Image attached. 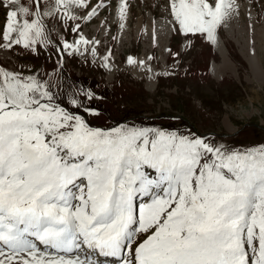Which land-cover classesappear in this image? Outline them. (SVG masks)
Returning <instances> with one entry per match:
<instances>
[{"label": "snow or ice", "instance_id": "6c2138e0", "mask_svg": "<svg viewBox=\"0 0 264 264\" xmlns=\"http://www.w3.org/2000/svg\"><path fill=\"white\" fill-rule=\"evenodd\" d=\"M82 3L56 0L52 11L68 16ZM233 4L170 0V9L181 31L215 40ZM125 8L122 0L121 19ZM28 13L7 12V47L42 38L39 12ZM0 76V264H99L93 252L131 264L123 249L136 232L150 234L134 264H264V148L225 152L176 132L91 128L35 78ZM39 245L78 254L47 259Z\"/></svg>", "mask_w": 264, "mask_h": 264}, {"label": "rangeland", "instance_id": "374dc122", "mask_svg": "<svg viewBox=\"0 0 264 264\" xmlns=\"http://www.w3.org/2000/svg\"><path fill=\"white\" fill-rule=\"evenodd\" d=\"M8 1L0 0V69L19 74L22 79L35 78L50 93H67L66 103L52 104L79 115L89 127L109 130L137 128L148 123L144 129L162 130L161 124L172 123L174 132L200 138L214 148L220 144L225 152L244 153L264 148V0H234L235 11L224 20L230 34L223 23L217 26L235 71L234 76L227 71L219 80L209 71L211 61L220 62L219 53L206 34L180 30L170 0H123L126 4L123 19L114 11L117 0H83L69 10L68 16L62 10L52 11L56 0H39L38 9L36 0H18L19 7L29 9L28 20L37 11L51 14L37 15L43 25V36L35 44L29 47L13 44L11 48L3 39ZM147 16L151 20H174L173 35L164 52V68L158 72L152 90L145 85V70L138 77L127 64L128 58L140 55L147 44L142 30L136 34L133 29L138 17L145 20ZM122 20L130 26L125 31V40L118 37ZM76 25L79 28L73 31ZM78 32H83V38L88 41L81 42L82 52L97 40L96 58L90 55L80 58L74 51L63 50V44ZM151 44L146 47L150 61L161 69L159 51L153 40ZM248 50L256 55L258 68H252L243 56ZM107 57L117 65L110 72L103 63ZM75 73L83 77L78 78ZM77 80L81 88L76 85ZM226 121L232 130L226 127ZM135 202L141 203L142 198ZM149 234L136 232L130 249H124V258L130 262L133 259L131 264H134L135 247Z\"/></svg>", "mask_w": 264, "mask_h": 264}, {"label": "bare ground", "instance_id": "6f19581e", "mask_svg": "<svg viewBox=\"0 0 264 264\" xmlns=\"http://www.w3.org/2000/svg\"><path fill=\"white\" fill-rule=\"evenodd\" d=\"M118 5L115 7V12H119V7L122 3V0H117ZM124 3V1H123ZM73 6H70V11L71 9H73ZM6 7L9 10H17L19 9V5L18 3H14V4H9V1L6 2ZM56 7V4L55 6ZM126 17V16H125ZM143 17H138L136 22L133 25V29L135 31V33L137 34L138 32H140L139 30H142V34H143V39L146 38L147 40V44L144 45V49L142 51V53L136 57H133V61L134 63H127L129 65V69L130 71L135 74L136 76L140 77L142 76V72L143 70H145V72L147 73L146 75V81H145V85L148 89L152 90V87L154 85V81L155 78L157 77L158 72H161L164 68V63H165V55L164 52H167V46L169 43V38L172 37V32L174 30V27L172 26V23L174 20L170 21V20H166L164 18H159V19H150L149 16L146 17L145 20H143ZM226 20V19H224ZM145 21V22H144ZM223 25H226V22L223 21L222 22ZM129 26L127 24V21L122 20L120 22V30L118 32V37L121 40H125L127 38L125 31L129 30ZM227 28H225L227 31V34H230V30L228 28V25H226ZM105 30H102V33H104ZM154 35V37H153ZM84 37L83 32H78L76 34V36L71 39L69 42H67V44L70 46L68 48H65V50H70V51H74L75 53H77L79 55L80 58H83L85 55H90L93 58L97 57V45L98 42L97 40H94L93 42L89 43V49L86 51L81 50V43L77 44V40H79L81 37ZM152 36V38H151ZM214 36H215V40H209V43L212 44V46L215 48V50L219 53L220 55V62L216 63L214 61H212L210 64V74L212 75V77L216 78L217 80H219L222 75L224 73H226L227 71L230 72V74H232L233 76L235 75V71L233 68V64L230 62V60L228 59L227 55H226V49L224 48L222 41L217 33V31L215 30L214 32ZM155 42V45L159 51V58L158 61L161 63V69H157L154 65H152L151 61H150V56L148 51L146 50L147 48H149L150 46H152L151 41ZM95 45V47H93ZM99 46V45H98ZM147 47V48H146ZM152 48V47H151ZM1 54V51H0ZM106 55V53H104ZM243 56L246 58L247 62L249 64H251L252 68H258V62H257V58L254 56L253 51L248 50L246 53H242ZM143 61V64H141L140 62ZM104 65L106 67V70L108 72L113 71L114 69H116L117 65L115 63L112 62V60L110 58H106V60H104ZM5 71L0 69V73H4ZM254 72V71H253ZM255 73V72H254ZM109 73H107V78ZM111 75V73H110ZM112 76H110L111 79ZM0 79L2 81V76H0ZM225 125L227 128H230V124L226 121ZM231 129V128H230ZM232 130V129H231ZM218 147H220L221 145L218 144ZM138 206V205H137ZM147 238V237H146ZM145 238V239H146ZM40 249L43 251L44 253V257L47 259H51L53 257H58V256H65L67 257H75L78 253L77 252H73V253H63V252H53V251H49L47 249H45L44 247H40ZM84 254V253H83ZM80 255V254H79ZM82 256V255H80ZM121 258L118 257L115 261L116 262H120ZM102 262L106 264L107 261H105L104 259H102ZM119 264H123V262L121 261Z\"/></svg>", "mask_w": 264, "mask_h": 264}, {"label": "trees", "instance_id": "16d2710c", "mask_svg": "<svg viewBox=\"0 0 264 264\" xmlns=\"http://www.w3.org/2000/svg\"><path fill=\"white\" fill-rule=\"evenodd\" d=\"M78 77V76H77ZM81 78V77H78ZM76 85L79 86L80 88L82 87V84L79 83V81H76ZM51 96H52V103H66L67 100L69 99V96L67 93H55V92H51ZM148 123H141L140 126L145 127L147 126ZM137 125H132L130 127H134ZM160 127H162V130L166 131V132H174L173 124L172 123H168V124H161Z\"/></svg>", "mask_w": 264, "mask_h": 264}]
</instances>
